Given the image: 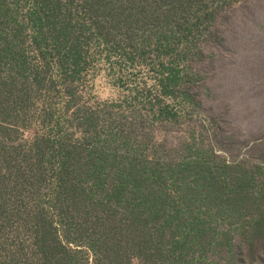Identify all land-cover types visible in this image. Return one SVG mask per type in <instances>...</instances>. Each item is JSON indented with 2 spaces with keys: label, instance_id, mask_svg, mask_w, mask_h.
<instances>
[{
  "label": "trees",
  "instance_id": "16d2710c",
  "mask_svg": "<svg viewBox=\"0 0 264 264\" xmlns=\"http://www.w3.org/2000/svg\"><path fill=\"white\" fill-rule=\"evenodd\" d=\"M241 1L0 0V264H193L227 246L234 166L154 131L192 117L191 63ZM101 71L122 95L94 98Z\"/></svg>",
  "mask_w": 264,
  "mask_h": 264
},
{
  "label": "rangeland",
  "instance_id": "374dc122",
  "mask_svg": "<svg viewBox=\"0 0 264 264\" xmlns=\"http://www.w3.org/2000/svg\"><path fill=\"white\" fill-rule=\"evenodd\" d=\"M213 31L216 41L203 45L201 58L191 63L199 78L191 86L197 101L192 117L179 126L160 127L154 136L173 148L189 142L234 166L227 178L229 198L233 191L236 196V179L241 178L238 211L231 212L229 199L226 215L218 220L229 231L227 246L218 240L204 245L205 258L193 264H264V0H242L226 8ZM92 92L97 100L122 95L104 71L93 79ZM151 94L129 93L138 98Z\"/></svg>",
  "mask_w": 264,
  "mask_h": 264
}]
</instances>
